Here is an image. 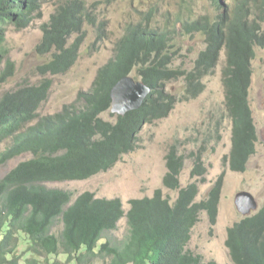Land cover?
I'll return each mask as SVG.
<instances>
[{"label":"trees","instance_id":"16d2710c","mask_svg":"<svg viewBox=\"0 0 264 264\" xmlns=\"http://www.w3.org/2000/svg\"><path fill=\"white\" fill-rule=\"evenodd\" d=\"M232 2V6H225L220 0H212L210 10L199 16L189 7L191 0H181L177 11L161 12L150 4L144 10H137L138 18L125 26L114 45L113 57L97 70L90 89L78 93L76 103L62 107L55 115L39 114L51 87L49 79L38 85L20 86L0 97V149H3L0 166L21 155H30V159L18 163L0 179V264H216L203 263L201 256L187 249L201 212L206 213L211 229L216 225L222 190L220 175L207 199L196 202L199 184L205 181L204 149L187 155L192 162L190 177L194 182L183 188L178 178L186 157L178 155L176 146L167 151L162 188L177 192L173 204L163 197L162 189H156L150 198L128 201L129 208L124 211L119 199H100L90 192L73 198L67 191L49 185L87 180L113 168L122 156L136 149L137 135L143 125L165 119L173 110L176 99L166 90L167 83L182 79L188 96L197 97L204 89L201 80L214 74L222 51L226 57L221 70L223 106L231 123V149L224 160L232 172H245L257 142L248 97L255 48H264V0ZM44 3L45 0H0V67L6 59L2 48L6 27L19 31L28 28L42 18ZM97 9L85 0H68L54 9L48 22L41 26L42 37L35 50L41 56H49L37 68L41 76L63 75L73 67L85 39V27H94L99 39L104 35L105 23L99 20ZM156 18L161 21L157 22ZM197 33L204 39L205 53H199L191 71L179 67L181 72L172 63L177 36L191 37ZM7 62V69L0 73L2 83L14 76V64ZM139 70L144 72L140 74ZM133 72L150 89L149 94L138 109L123 116L114 115L113 122L103 120L100 116L111 108V89ZM79 101L83 103L81 108L75 107ZM124 217L126 234L117 239L113 234ZM56 224L60 231L55 235ZM224 245L233 264H264V207L228 228Z\"/></svg>","mask_w":264,"mask_h":264},{"label":"rangeland","instance_id":"374dc122","mask_svg":"<svg viewBox=\"0 0 264 264\" xmlns=\"http://www.w3.org/2000/svg\"><path fill=\"white\" fill-rule=\"evenodd\" d=\"M66 1L68 0H45L40 20L33 21L28 28L20 31L8 26L4 33L2 48L4 51L6 50V59L2 60L0 73L4 70L6 61L12 62L15 69L13 77L5 83H0V97L20 86L38 85L43 80L49 79L51 87L47 99L39 109L40 116L55 115L62 107L76 103L78 93L90 89L97 70L113 57L114 45L122 36L124 27L131 20L138 18L137 10H144L150 4L152 8H158L161 12L177 11L181 3V0H85L87 3H94L93 5L98 7L99 20L105 23L104 35L99 39L94 27H85V39L73 67L63 75L41 76L37 72V68L49 60V56H41L35 51L42 37L41 26L48 22L54 9ZM220 1L225 6L232 5V0ZM211 2L212 0H191L189 7H191L194 15L199 16L210 10ZM155 20L160 22L161 18ZM198 36L197 34L191 37L177 36L175 41L176 54L173 57L174 68L180 67L189 71L194 68L198 54L205 50L203 37L199 34ZM186 44L188 47L184 48ZM221 55L214 74L202 80L205 90L203 89L197 97L190 98L188 96L184 91L185 84L182 79L167 83L166 90L176 99L174 110L165 119L143 125L137 135L136 149L122 156L113 168L84 181H70L49 186L67 191L73 198L84 192H90L96 198L119 199L123 204L124 211L129 208L128 201L150 198L156 189H162L163 197L173 204L177 198V192L162 188V178L166 173L164 157L167 151L176 146L178 155L186 157L184 168L178 178L179 184L183 188L194 182V179L189 175L192 162L187 155L190 152H197L200 148L204 149L202 162L206 170L205 182L199 184L200 193L196 202L207 199L214 182L222 175V190L216 213L217 223L211 229L206 213L201 212L199 222L192 231L187 249L201 256L203 263L210 261L216 264H233L224 242L227 229L244 219V216L236 209L235 197L237 194L245 192L259 201H264V127L261 114L264 106V67L262 66L264 65V49H255V57L258 58H254L252 62L254 74L252 75L251 90H249V105L254 115L258 140L256 151L250 157L246 171L243 173L232 172L228 161L224 160V158H228L231 149V123L223 106L224 88L221 70L225 63L224 52ZM130 76L136 81H140L134 72ZM256 76H258L257 79ZM257 87L260 88L256 89ZM255 91L256 93H254ZM82 106L81 101L75 104V107L78 108ZM103 114L100 116L103 120L114 121L115 113L109 110ZM1 150L3 149L1 148ZM28 159H30V155L25 154L0 166V179L18 163ZM256 211L257 209L251 210L249 216ZM59 231L60 226L56 224L55 234H58ZM125 234L126 220L122 219L113 236L122 239ZM61 261L64 260L61 259Z\"/></svg>","mask_w":264,"mask_h":264},{"label":"water","instance_id":"95a60500","mask_svg":"<svg viewBox=\"0 0 264 264\" xmlns=\"http://www.w3.org/2000/svg\"><path fill=\"white\" fill-rule=\"evenodd\" d=\"M149 88L140 81L127 76L118 81L110 91L111 112L123 116L129 111L138 109L149 93ZM236 209L243 216H247L256 208L251 195L240 193L235 198Z\"/></svg>","mask_w":264,"mask_h":264},{"label":"bare ground","instance_id":"6f19581e","mask_svg":"<svg viewBox=\"0 0 264 264\" xmlns=\"http://www.w3.org/2000/svg\"><path fill=\"white\" fill-rule=\"evenodd\" d=\"M221 2H222V1H221ZM233 2H234V1H233ZM233 2H232V4H233ZM235 2H236V1H235ZM235 2H234V3H235ZM244 2H245V1H244ZM253 2H254V1H253ZM41 3H42V1H41ZM72 3H73V2H72ZM246 3H247V2H246ZM250 3H251V2H250ZM93 4H94V3H93ZM253 4H254V3H253ZM36 5H37V4H36ZM255 5H256V4H255ZM154 6H155V5H154ZM231 6H232V5H231ZM258 6H259V5H258ZM37 7H38V6H37ZM82 7H83V6H82ZM235 7H236V6H235ZM239 7H240V5H239ZM251 7H252V6H251ZM263 7H264V5H263ZM85 8H86V7H85ZM103 8H104V7H103ZM154 8H155V7H154ZM154 8H153V9H154ZM243 8H244V7H243ZM259 8H260V7H259ZM259 8H257V11H258ZM261 8H262V7H261ZM261 8H260V9H261ZM83 9H84V8H83ZM104 9H105V8H104ZM104 9H103V10H104ZM106 9H107V8H106ZM219 9H220V8H219ZM232 9H233V8H231V10H232ZM238 9H239V8H238ZM240 9H241V8H240ZM251 9H252V8H251ZM254 9H256V8H254ZM36 10H37V9H36ZM84 10H85V9H84ZM107 10H108V9H107ZM188 10H189V9H188ZM138 11H139V10H138ZM253 11H254V10H253ZM263 11H264V10H263ZM38 12H39V11H38ZM189 12H190V11H189ZM254 12H255V11H254ZM34 13H35V12H34ZM180 13H181V12H180ZM190 13H191V12H190ZM251 13H252V12H251ZM261 13H262V11H261ZM66 14H67V13H66ZM89 14H90V13H89ZM89 14H88V15H89ZM136 14H137V13H136ZM178 14H179V13H178ZM93 15H94V14H93ZM108 15H109V14H108ZM145 15H146V14H145ZM236 15H237V14H236ZM254 15H255V14H254ZM260 15H261V14H260ZM263 15H264V14H263ZM76 16H77V15H76ZM151 16H152V15H151ZM154 16H155V15H154ZM176 16H177V13H176ZM176 16H174V18H175ZM179 16H180V15H179ZM232 16H233V15H232ZM255 16H256V15H255ZM255 16H254V17H255ZM177 17H178V16H177ZM184 17H186V15H185ZM189 17H190V15H189ZM217 17H218V16H217ZM226 17H228V16H226ZM139 18H140V17H139ZM144 18H146V17L144 16ZM147 18H149V16H148ZM193 18H194V17H193ZM219 18H220V17H219ZM237 18H238V17H237ZM259 18H260V17H258L257 19H259ZM153 19H154V18L152 17V20H153ZM176 19H179V17L176 18ZM189 19H190V18H189ZM202 19H203V18H202ZM232 19H233V18H232ZM234 19H235V18H234ZM30 20H32V19H30ZM30 20H29V21H30ZM71 20H72V19H71ZM142 20H143V19H142ZM180 20H181V19H180ZM255 20H256V19H255ZM260 20H263V19H260ZM140 21H141V20H140ZM149 21H150V20H149ZM191 21H192V20H191ZM204 21H205V20H204ZM221 21H222V20H221ZM226 21H227V20H226ZM228 21H229V20H228ZM257 21H258V20H257ZM175 22H176V21H175ZM177 22H178V21H177ZM207 22H208V21H207ZM212 22H213V21H212ZM232 22H233V21H232ZM254 22H256V21H254ZM262 22H263V21H262ZM29 23H30V22H29ZM79 23H80V22H79ZM126 23H127V22H126ZM209 23H210V21H209ZM233 23H234V22H233ZM235 23H236V22H235ZM124 24H125V23H124ZM143 24H144V23H143ZM164 24H165V23H164ZM169 24H170V23H169ZM174 24H175V23H174ZM174 24H173V25H174ZM258 24H259V23H258ZM71 25H72V24H71ZM88 25H89V24H88ZM130 25H131V24H130ZM147 25H148V24H147ZM150 25H151V24H150ZM205 25H206V26H207V25L210 26V24H205ZM222 25H225V24L223 23ZM231 25H232V23H231ZM253 25H255V23H253ZM262 25H263V24H262ZM131 26H132V25H131ZM145 26H146V25H145ZM148 26H149V25H148ZM214 26H215V25H214ZM214 26H212V28H213ZM138 27H140V26H138ZM141 27H143V26L141 25ZM146 27H147V26H146ZM168 27H169V26H168ZM177 27H178V26H177ZM198 27H199V26H198ZM253 27H254V26H253ZM256 27H257V26H256ZM259 27H260V26H259ZM26 28H27V27H26ZM71 28H72V27H71ZM122 28H123V27H122ZM124 28H125V27H124ZM172 28L174 29V27H172ZM207 28H208V27H207ZM223 28H224V27H223ZM230 28H231V27H230ZM250 28H251V27H250ZM260 28H261V27H260ZM260 28H259V29H260ZM127 29H128V28H127ZM164 29H165V28H164ZM164 29H162V30H164ZM167 29H168V28H167ZM220 29H221V28H220ZM243 29H244V28H243ZM262 29H264V27H263ZM20 30H21V29H20ZM68 30H69V29H68ZM149 30H150V29H149ZM149 30H148V31H149ZM153 30H154V29H153ZM159 30H160V29H159ZM165 30H166V29H165ZM175 30H176V29H175ZM202 30H203V28H202ZM204 30H205V29H204ZM207 30H208V29H207ZM213 30H214V29H213ZM221 30H222V29H221ZM260 30H261V29H260ZM260 30H259V31H260ZM71 31H72V30H71ZM133 31H134V29H133ZM136 31H137V30H136ZM148 31H146V32L149 33ZM156 31H157V29H156ZM156 31H155V34H156ZM215 31H216V30H215ZM217 31H218V30H217ZM261 31H262V30H261ZM139 32H140V31H139ZM150 32H153V31H150ZM158 32H159V31H158ZM226 32H227V31H226ZM255 32H256V31H255ZM70 33H71V32H70ZM175 33H176V32H175ZM101 34H102V33H101ZM224 34H225V32H224ZM258 34H259V33H258ZM147 35H148V34H147ZM205 35H206V34H205ZM207 35H208V34H207ZM67 36H68V35H67ZM197 36H198V33H197ZM61 37H63V36H61ZM198 37H199V36H198ZM198 37H197V38H198ZM206 37H207V36H206ZM143 38H144V37H143ZM42 39H43V38H42ZM144 39H145V38H144ZM152 39H153V38H152ZM65 40H66V39H65ZM147 40H148V38H147ZM153 40H154V39H153ZM199 40H200V38H199ZM203 40H204V39H203ZM252 40H253V39H252ZM66 41H67V40H66ZM150 41H151V40H150ZM154 41H155V40H154ZM156 41H160V40H156ZM193 41H194V40H193ZM205 41H206V40H205ZM223 41H224V39H223ZM197 42H198V41H197ZM66 43H67V42H66ZM151 43H152V41H151ZM157 43H160V42H157ZM186 43H187V42H186ZM192 43H193V42H192ZM199 43H201V42H199ZM209 43H210V42H209ZM224 43H225V42H224ZM165 44H166V43H165ZM55 45H56V44H55ZM55 45H53V46H55ZM198 45H199V44H198ZM251 45H252V44H251ZM39 46H40V45H39ZM56 46H57V45H56ZM70 46H71V45H70ZM156 46H159V44L156 45ZM186 46H187V44L184 46V48H185ZM193 46H194V45H193ZM252 46H253V45H252ZM73 47H74V46H73ZM163 47H164V46H163ZM163 47H162V48H163ZM187 47H188V46H187ZM222 47H223V46H222ZM39 48H40V47H39ZM39 48H38V49H39ZM174 48H175V47H174ZM193 48H194V47H193ZM203 48H205L204 45H203ZM212 48H213V47H212ZM219 48H220V47H219ZM250 48H251V47H250ZM256 48H257V47H256ZM165 49H166V48H165ZM263 49H264V48H263ZM50 50H51V49H50ZM78 50H79V49H78ZM159 50H161V49H159ZM168 50H169V48H168ZM212 50H213V49H212ZM5 51H6V50H5ZM40 51H41V49H40ZM53 51H54V50H53ZM56 51L58 52V50H56ZM169 51H170V50H169ZM181 51H183V50H181ZM198 51H199V50H198ZM217 51H218V50H217ZM217 51H216V52H217ZM256 51H257V50H256ZM50 52H51V51H50ZM57 52H56V53H57ZM158 52H160V51H158ZM164 52H165V51H164ZM175 52H176V51H175ZM175 52H173V53H175ZM201 52H204V50L201 51ZM210 52H211V51H210ZM213 52H214V51H213ZM5 53H6V52H5ZM152 53H153V52H152ZM154 53H155V52H154ZM171 53H172V52H171ZM171 53H170V54H171ZM189 53H190V52H189ZM204 53H205V52H204ZM229 53H230V52H229ZM229 53H228V54H229ZM157 54H158V53H157ZM207 54H208V53H207ZM215 54H216V53H215ZM249 54H251V53H249ZM252 54H253V53H252ZM252 54H251V56H252ZM72 55H73V54H72ZM162 55H163V53H162ZM180 55H181V53H180ZM183 55H184V54H183ZM195 55H196V54H195ZM195 55H194V56H195ZM198 55H199V54H198ZM217 55H218V52H217ZM233 55H234V53H233ZM51 56H52V55H51ZM171 56H172V55H171ZM201 56H202V55H201ZM231 56H232V55H231ZM239 56H240V54H239ZM239 56H238V57H239ZM249 56H250V55H249ZM249 56H248V57H249ZM253 56H254V55H253ZM260 56H261V55H260ZM263 56H264V55H263ZM164 57H165V56H164ZM166 57H168V56H166ZM180 57H181V56H180ZM211 57H212V56H211ZM221 57H222V55H221ZM254 57H255V56H254ZM256 57H257V56H256ZM256 57H255V58H256ZM261 57H262V56H261ZM148 58H149V57H148ZM153 58H154V57H153ZM187 58H188V57H187ZM195 58H196V56H195ZM199 58H200V56H199ZM219 58H220V55H219ZM234 58H235V57H234ZM240 58H241V56H240ZM252 58H253V57H252ZM252 58H251V60H252ZM257 58H258V57H257ZM263 58H264V57H263ZM76 59H77V58H76ZM175 59H176V58H175ZM182 59H183V58H182ZM210 59H211V58H210ZM215 59H216V61H217V58H215ZM215 59H214V60H215ZM261 59H262V58H261ZM0 60H1V59H0ZM109 60H110V59H109ZM161 60H162V59H161ZM170 60H171V59H170ZM172 60H174V59H172ZM178 60H181V59H178ZM203 60H204V59H203ZM245 60H246V59H245ZM238 61H240V60H238ZM246 61H248V60H246ZM255 61H258V60H255ZM0 62H1V61H0ZM52 62H53V61H51V63H52ZM153 62H154V61H153ZM214 62H215V61H214ZM230 62H231V61H230ZM242 62H243V61H242ZM259 62H260V61H259ZM263 62H264V60H263ZM6 63H8V62L6 61ZM154 63H155V62H154ZM172 63H173V62H172ZM234 63H236V61H235ZM73 64H74V63H73ZM151 64H153V63H151ZM166 64H167V63H166ZM175 64H176V63H175ZM186 64H187V63H186ZM190 64H191V63H190ZM201 64H202V63H201ZM226 64H227V63H226ZM228 64H229V63H228ZM253 64H254V63H253ZM263 64H264V63H263ZM12 65H13V64H12ZM149 65H150V64H149ZM204 65H205V64H204ZM206 65H207V64H206ZM208 65H209V64H208ZM211 65H212V64H211ZM241 65H242V64H241ZM241 65H240V68L242 67ZM245 65H246V64H245ZM162 66H163V65H162ZM181 66H182V65H181ZM185 66H186V65H185ZM234 66H235V65H234ZM250 66H251V65H250ZM262 66L264 67V65H262ZM7 67L9 68V66H7ZM104 67H106V66H104ZM144 67H145V66H144ZM152 67H153V66H152ZM212 67H214V66L212 65ZM229 67H230V66H228V68H229ZM245 67H246V66H245ZM247 67H249V65H248ZM253 67H254V66H253ZM5 68H6V67H5ZM14 68H15V66H14ZM159 68H160V67H159ZM197 68H198V65H197ZM209 68H210V67H209ZM214 68H215V67H214ZM6 69H7V68H6ZM143 69H144V68H143ZM152 69H153V68H152ZM178 69H179V68H178ZM180 69H181V68H180ZM180 69H179V70H180ZM245 69H247V68H245ZM259 69H260V68H259ZM262 69H263V68H262ZM65 70H66V69H65ZM68 70H69V69H68ZM148 70H149V69H148ZM165 70H166V69H165ZM176 70H177V69H176ZM181 70H183V69H181ZM181 70H180V71H181ZM184 70H185V69H184ZM212 70H213V69H212ZM228 70H229V69H228ZM247 70H248V69H247ZM249 70H250V69H249ZM253 70H254V69H253ZM260 70H261V69H260ZM6 71H7V70H6ZM139 71H140V70H139ZM160 71H161V70H160ZM187 71H189V70H187ZM198 71H199V70H198ZM205 71H206V70H205ZM207 71H208V70H207ZM214 71H215V70H214ZM66 72H67V71H66ZM128 72H129V71H128ZM128 72H127V73H128ZM143 72H144V71H143ZM143 72L140 71V74L143 73ZM181 72H182V71H181ZM195 72H196V71H195ZM260 72H261V71H260ZM13 73H14V72H13ZM56 73H57V72H56ZM56 73H55V74H56ZM198 73H199V72H198ZM198 73H197V74H198ZM251 73H252V72H251ZM257 73H259V72L257 71ZM123 74H124V73H123ZM138 74H139V73H138ZM150 74H151V73H150ZM155 74L157 75V73H155ZM172 74H173V73H172ZM253 74H254V73H253ZM263 74H264V72H263ZM153 75H154V74H153ZM178 75H179V74H178ZM187 75H188V74H187ZM204 75H206V73H205ZM260 75L262 76V73H261ZM56 76H57V75H56ZM168 76H169V75H168ZM194 76H195V75H194ZM214 76H215V75H214ZM148 77H149V76H148ZM148 77H147V78H148ZM150 77H152V76H150ZM161 77H162V75H161ZM170 77H171V76H170ZM173 77H174V75H173ZM197 77H199V76L197 75ZM248 77H249V75H248ZM257 77H258V76H256V79H257ZM194 78L196 79V77H194ZM95 79H96V78H95ZM151 79H152V78H151ZM247 79H249V78H247ZM148 80H149V79H148ZM167 80H168V79H167ZM184 80H185V78H184ZM238 80H239V79H238ZM7 81H8V80H7ZM154 81H155V80H154ZM187 81L190 82L188 79H187ZM201 81H202V80H201ZM247 81H248V80H247ZM0 82H1V81H0ZM46 82H47V81H46ZM185 82H186V81H185ZM198 82H199V81H198ZM208 82H209V81H208ZM255 82H256V80H255ZM255 82H254V83H255ZM1 83H2V82H1ZM114 83H115V82H114ZM263 83H264V82H263ZM47 84H49V82H48ZM164 84H165V83H164ZM184 84H185V83H184ZM256 84H257V83H256ZM44 85H45V84H44ZM45 86H46V85H45ZM187 86H188V85H187ZM254 87H255V86H254ZM262 87H263V86H262ZM46 88H47V86H46ZM194 88H195V87H194ZM228 88H229V87H228ZM246 88H247V87H246ZM251 88H252V87H251ZM259 88H260V87H259ZM259 88L257 87L256 89H259ZM18 89H19V88H18ZM188 89H189V88H188ZM220 89H221V88H220ZM247 89H248V88H247ZM201 90H203V88H202ZM204 90H205V89H204ZM250 90H251V89H250ZM261 90H262V89H261ZM261 90H260V92H261ZM263 90H264V89H263ZM163 91H165V90H163ZM185 91H186V90H185ZM187 91H188V90H187ZM12 92H13V91H12ZM6 93H7V92H6ZM153 93H154V92H153ZM161 93H162V92H161ZM245 93H246V92H245ZM250 93H252V92H250ZM254 93H256V91H255ZM99 94H100V93H99ZM109 94H110V93H109ZM164 94H165V93H164ZM196 94H197V93H196ZM198 94H199V93H198ZM257 94H258V93H257ZM5 95H6V94H5ZM162 95H163V94H162ZM169 95H170V94H169ZM176 95H177V94H176ZM253 95H254V94H253ZM245 96H246V94H245ZM254 96H255V95H254ZM164 97H165V96H164ZM171 97H172V96H171ZM249 97H250V96H249ZM263 97H264V96H263ZM180 98H181V97H180ZM193 98H194V97H193ZM251 98H256V97H251ZM261 98H262V97H261ZM159 99H161V98H159ZM174 99H175V98H174ZM197 99H198V98H197ZM238 99H239V98H238ZM263 99H264V98H263ZM79 100H80V99H79ZM101 100H102V99H101ZM164 100H165V99H164ZM170 100H171V99H170ZM170 100H169V101H170ZM179 100H181V99H179ZM212 100H213V99H212ZM105 101H108V100H105ZM162 101H163V99H162ZM187 101H188V99H187ZM189 101H191V100H189ZM198 101H199V100H198ZM247 101H248V100H247ZM253 101H254V100H253ZM170 102H171V101H170ZM182 102H183V101H182ZM195 102H196V101H195ZM103 103H104V102H103ZM109 103H110V102H109ZM203 103H204V102H203ZM240 103H241V102H240ZM171 104H172V103H171ZM192 104H193V103H192ZM255 104H256V103H255ZM88 105H89V104H88ZM175 105H176V104H175ZM202 105H203V104H202ZM228 105H229V104H228ZM239 105H240V104H239ZM239 105H238V106H239ZM38 106H39V105H38ZM109 106H110V105H109ZM168 106H169V105H168ZM217 106H218V104H217ZM245 106H246V105H245ZM65 107H66V106H65ZM230 107H231V106H230ZM240 107H241V106H240ZM240 107H239V108H240ZM246 107H248V106H246ZM246 107H245V108H246ZM98 108H99V106H98ZM104 108H105V107H104ZM106 108H107V107H106ZM241 108H242V107H241ZM99 109H100V108H99ZM170 109H171V108H170ZM170 109H169V110H170ZM246 109H247V108H246ZM246 109H245V110H246ZM173 110H174V109H173ZM194 110H195V109H194ZM242 110H244V109H242ZM100 111H103V109L101 108ZM254 111H255V110H254ZM257 111H258V110H257ZM257 111H256V112H257ZM33 112H34V111H33ZM97 112H98V111H97ZM193 112H195V111H193ZM223 112H224V111H223ZM95 113H96V112H95ZM165 113H166V112H165ZM167 113H168V112H167ZM195 113H196V112H195ZM248 113H249V112H248ZM250 113H251V112H250ZM49 114H50V113H49ZM96 114H97V113H96ZM246 114H247V113H246ZM93 116H94V115H93ZM103 116H104V114H103ZM133 117H134V116H133ZM154 117H155V116H154ZM241 117H242V114H241ZM214 118H215V117H214ZM242 118H244V117H242ZM246 118H247V117H246ZM248 118H249V117H248ZM32 119H35V118H32ZM92 119H93V118H92ZM105 119H106V118H105ZM134 119H135V118H134ZM222 119H223V117H222ZM249 119H250V118H249ZM132 120H133V119H132ZM138 120H140V118H139ZM29 121H31V120H29ZM136 121H137V119H136ZM247 121H248V119H247ZM249 121H250V120H249ZM251 121H252V120H251ZM91 122H92V121H91ZM95 122H96V121H95ZM223 122H224V121H223ZM27 123H28V122H27ZM245 123H246V122H245ZM245 123H244V124H245ZM249 123H250V122H249ZM28 124H29V123H28ZM30 124H31V122H30ZM94 124H96V123H94ZM104 124H105V123H104ZM136 124H137V123H136ZM220 124H222V123H220ZM31 125H32V124H31ZM90 125H91V124H90ZM133 125H134V123H133ZM247 125H248V124H247ZM91 126H92V125H91ZM135 126H137V125H135ZM224 126H225V125H224ZM249 126H250V125H249ZM249 126H248V127H249ZM88 127H89V126H88ZM95 127H96V126H95ZM103 127H104V126H103ZM105 127H106V125H105ZM217 127H218V126H217ZM245 127H246V126H245ZM99 128H100V127H99ZM101 128H102V127H101ZM129 128H131V127H129ZM213 128H214V127H213ZM102 129H103V128H102ZM102 129H101V130H102ZM127 129H128V127H127ZM22 130H23V129H22ZM92 130H93V129H92ZM99 130H100V129H99ZM107 130H108V129H107ZM130 130H131V129H130ZM134 130H135V128H134ZM216 130H217V129H216ZM97 132H98V131H97ZM99 132H100V131H99ZM106 132H108V131H106ZM106 132H105V134H106ZM125 132H126V131H125ZM178 132H179V131H178ZM211 132H212V131H211ZM94 133H95V132H94ZM126 133H127V132H126ZM223 133H224V132H223ZM215 134H216V133H215ZM12 135H13V134H12ZM12 135H11V137H12ZM210 135H211V134H210ZM6 141H8V140L6 139ZM143 142H144V141H143ZM6 143H7V142H6ZM219 143H220V142H219ZM221 144H222V143H221ZM96 148H97V147H96ZM221 152H222V150H221ZM31 153H32V152H31ZM195 163H196V162H195ZM182 164H183V162H182ZM201 164H202V163H201ZM203 166H204V165H203ZM186 167H187V166H186ZM188 167H189V166H188ZM243 167H244V166H243ZM181 170H182V169H181ZM224 170H225V169H224ZM244 170H245V169H244ZM204 172H205V171H204ZM192 174H193V173H192ZM189 175H190V174H189ZM150 176H151V175H150ZM177 176H178V175H177ZM179 176H180V175H179ZM182 176H183V175H182ZM196 176H197V175H196ZM151 177H152V176H151ZM69 179H70V177H69ZM63 180H64V179H63ZM221 181H222V180H221ZM204 182H205V181H204ZM221 183H222V182H221ZM47 185H48V184H47ZM184 185H185V184H184ZM48 187H49V186H48ZM170 187H171V186H170ZM178 187H179V186H178ZM220 187H221V186H220ZM220 187H219V188H220ZM176 188H177V187H176ZM119 189H120V188H119ZM59 190H60V189H59ZM167 190H168V189H167ZM61 191H62V190H61ZM118 192H119V191H118ZM68 193H69V192H68ZM162 193H163V192H162ZM175 193H176V192H175ZM199 193H200V191H199ZM210 193H211V192H210ZM183 194H184V193H183ZM173 195H174V194H173ZM81 196H82V195H81ZM130 196H131V195H130ZM138 196H139V195H138ZM193 196H194V194H193ZM217 196H218V194H217ZM140 197H141V196H140ZM196 197H197V196H196ZM196 197H195V198H196ZM71 198H72V197H71ZM94 198H95V197H94ZM120 198H121V197H120ZM178 198H179V196H178ZM128 199H129V198H128ZM197 200H198V198H197ZM204 200H205V199H204ZM120 201H121V200H120ZM172 201H173V200H172ZM175 201H176V200H175ZM68 203H69V202H68ZM71 205H72V204H71ZM115 205H116V204H115ZM121 205H122V204H121ZM129 205H130V204H129ZM178 206H179V205H178ZM130 207H131V206H130ZM68 208H69V207H68ZM122 208H123V206H122ZM122 208H121V209H122ZM65 209H66V208H65ZM65 209H64V210H65ZM127 209H128V208H127ZM67 210H68V209H67ZM122 210H124V209H122ZM131 211H132V210H131ZM131 211H130V212H131ZM167 212H168V211H167ZM176 212H177V211H176ZM124 213H125V212H124ZM124 216H125V215H124ZM176 216H177V215H176ZM124 219H125V217H124ZM127 219H128V218H127ZM178 220H179V218H178ZM52 221H53V220H52ZM52 221H51V222H52ZM121 221H122V220H121ZM119 223H120V222H119ZM117 224H118V223H117ZM171 225H172V224H171ZM130 226H131V225H130ZM128 227H129V226H128ZM176 228H177V226H176ZM115 229H116V228H115ZM107 232H108V231H107ZM107 232H105V234H108ZM109 232H110V231H109ZM102 234H103V233H102ZM129 234H130V233H129ZM55 235H56V234H55ZM104 236H105V235H104ZM101 237H102V235H101ZM129 237H130V236H129ZM131 237H132V236H131ZM237 238H238V237H237ZM129 239H130V238H129ZM105 240L107 241L106 236H105ZM100 241H101V239H100ZM100 241H99V242H100ZM103 241H104V240H103ZM127 241H128V240H127ZM99 242H98V244H100L102 241H101L100 243H99ZM119 242H120V241H119ZM103 243H104V242H103ZM106 243H107V242H106ZM108 243H109V242H108ZM111 243H112V242H111ZM113 243H114V242H113ZM115 243H116V242H115ZM112 246L114 247V245H112ZM95 254H96V253H95ZM98 255H99V254H98ZM101 256H102V255H101ZM103 256H104V255H103ZM96 257H97V256H96ZM100 258H101V257H100ZM104 259H105V258H104ZM96 260H97V259H96ZM96 260H95V261H96ZM108 260H109V259H108ZM97 261H98V260H97ZM103 262H104V261H103ZM96 264H97V263H96Z\"/></svg>","mask_w":264,"mask_h":264},{"label":"clouds","instance_id":"9594fccd","mask_svg":"<svg viewBox=\"0 0 264 264\" xmlns=\"http://www.w3.org/2000/svg\"><path fill=\"white\" fill-rule=\"evenodd\" d=\"M256 49V48H255ZM258 49H260V48H258ZM222 52H224V51H222ZM221 52V53H222ZM221 55V54H220ZM224 55H225V52H224ZM219 60H220V58H219ZM253 61H254V59H253ZM252 61V62H253ZM225 62H226V57H225ZM252 62H251V65H252ZM219 64V63H218ZM224 65H225V63H224ZM253 69V68H252ZM131 75V74H130ZM129 75V76H130ZM252 75H253V70H252ZM135 80V79H134ZM136 81V80H135ZM251 83H252V77H251ZM147 87V86H146ZM150 90V89H149ZM250 90V89H249ZM150 92V91H149ZM149 94V93H148ZM147 94V95H148ZM147 97V96H146ZM145 97V98H146ZM248 100H249V97H248ZM143 103V102H142ZM250 106V105H249ZM251 109V108H250ZM110 111H111V108H110ZM251 112H252V110H251ZM261 114H262V121H263V127H264V106H263V109H262V111H261ZM117 115V114H116ZM252 119H253V123H254V126H255V129H256V132H257V128H256V125H255V120H254V115H253V112H252ZM257 140H258V136H257ZM257 143V142H256ZM255 151H256V144H255ZM164 163H165V161H164ZM247 166V165H246ZM166 168V167H165ZM246 171V170H245ZM98 175V174H97ZM90 179V178H89ZM84 181V180H83ZM241 193H245V192H241ZM240 194V193H239ZM238 195V194H237ZM236 195V196H237ZM250 195V194H249ZM251 197L253 198V196L251 195ZM236 198V197H235ZM100 199H103V198H100ZM253 201H254V203H255V205H256V208L255 209H253L252 211H255L256 209H257V211L255 212V213H257L260 209H262L263 207H264V201H259V200H257V199H255V198H253ZM258 204V205H257ZM251 212V211H250ZM254 213V214H255ZM241 214V213H240ZM250 214V213H249ZM249 214L247 215V216H244V218L245 217H250V216H252V215H254V214H252V215H250L249 216ZM242 215V214H241ZM217 223V222H216ZM236 223H239V222H236ZM235 223V224H236ZM234 225V224H233ZM232 225V226H233ZM231 226V227H232ZM226 240V239H225ZM225 243V242H224Z\"/></svg>","mask_w":264,"mask_h":264},{"label":"crops","instance_id":"0c3cea01","mask_svg":"<svg viewBox=\"0 0 264 264\" xmlns=\"http://www.w3.org/2000/svg\"><path fill=\"white\" fill-rule=\"evenodd\" d=\"M264 204V203H263Z\"/></svg>","mask_w":264,"mask_h":264}]
</instances>
